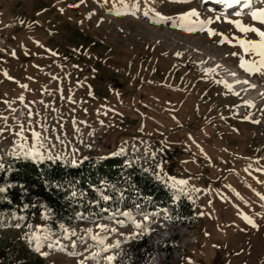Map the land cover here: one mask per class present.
Masks as SVG:
<instances>
[{
  "label": "rangeland",
  "instance_id": "rangeland-1",
  "mask_svg": "<svg viewBox=\"0 0 264 264\" xmlns=\"http://www.w3.org/2000/svg\"><path fill=\"white\" fill-rule=\"evenodd\" d=\"M258 9L264 0H0V164L17 154L73 164L125 131L114 155L196 216L177 227L172 205L136 212L99 224L107 231L46 238L39 252L29 239L40 233L10 224L0 246L43 264H108L141 239L147 264H264V75L239 67L260 58L237 41L258 37L235 27L264 31ZM163 247L173 254L155 253Z\"/></svg>",
  "mask_w": 264,
  "mask_h": 264
},
{
  "label": "trees",
  "instance_id": "trees-1",
  "mask_svg": "<svg viewBox=\"0 0 264 264\" xmlns=\"http://www.w3.org/2000/svg\"><path fill=\"white\" fill-rule=\"evenodd\" d=\"M128 136L125 131L104 134L96 152L87 153L73 164L60 159L36 160L21 154L10 156L0 164V188L4 189L0 193V231L13 224L27 226V232L35 229L43 237L41 241L45 237L61 239L78 227L104 222L126 224L136 212L159 211L168 205L173 206L175 226L194 223L195 210L189 201L178 198L146 169L128 165L122 157L114 155L119 138ZM105 141L110 146L103 152ZM34 242L29 239V244L36 248ZM126 244L128 250L123 262L111 264H147L153 254L147 243L135 239ZM155 253L173 254V249L163 247ZM0 264L43 262L0 246Z\"/></svg>",
  "mask_w": 264,
  "mask_h": 264
},
{
  "label": "snow or ice",
  "instance_id": "snow-or-ice-1",
  "mask_svg": "<svg viewBox=\"0 0 264 264\" xmlns=\"http://www.w3.org/2000/svg\"><path fill=\"white\" fill-rule=\"evenodd\" d=\"M225 3H227L229 6H231L232 4H239L240 0H225ZM239 14V13H237ZM145 15H147V13H145ZM197 15V13L193 10L189 13H186L184 16H182L180 19L181 20H186L187 17L189 16H195ZM250 16L252 18L253 21H258L260 24L264 25V9H258V10H254L250 12ZM159 20L164 21V17L160 16ZM231 22V21H229ZM235 27L241 32V33H254L257 37H258V42L257 41H246L244 39H239L237 41V43L239 44V46L243 49V51L245 53H255L257 56H259V61H245L243 57H241L240 59V64L239 67L241 69H243L245 72L249 73V74H253V73H259L260 75H264V71H262V69H264V31H261L258 28L255 27H245L242 24H240L239 21L235 22ZM189 31H191V29H189ZM209 35H214V33H212L211 31L209 32ZM53 55H55V53H53ZM233 75H235L233 73ZM225 87H230L229 85H225ZM23 99V97H21V100ZM17 135H22V133H17ZM35 135V133L33 134ZM177 183L180 184H184L185 181H177ZM4 192L3 188H0V193ZM262 200H264V196L260 197ZM105 200L108 199L107 196L104 197ZM125 216H128V213H124ZM147 219V217H146ZM243 219L250 225H252L253 227H255V225L253 224L252 220L248 219V217H243ZM98 227L102 230V231H107L106 227L104 225H98ZM135 227L137 229L141 228L140 224H135ZM114 231V230H113ZM89 233H91V229L88 230ZM31 239L36 241V251L39 252L40 251V246H41V238L39 236H37L35 233L33 234V236L31 237ZM46 239V237H45ZM91 239L93 240H98L99 243H103V240L100 239L98 237V235H91ZM51 246V245H49ZM115 247H119V243H117L115 245ZM102 251H107V249H102ZM100 253L97 252L94 254L95 256H99ZM106 261L108 262V264H111V262L113 261L114 257L113 256H107Z\"/></svg>",
  "mask_w": 264,
  "mask_h": 264
},
{
  "label": "bare ground",
  "instance_id": "bare-ground-1",
  "mask_svg": "<svg viewBox=\"0 0 264 264\" xmlns=\"http://www.w3.org/2000/svg\"><path fill=\"white\" fill-rule=\"evenodd\" d=\"M250 100V101H249ZM248 101H246V104L247 105H253L254 104V102H255V97H253V99L251 100V99H249Z\"/></svg>",
  "mask_w": 264,
  "mask_h": 264
}]
</instances>
